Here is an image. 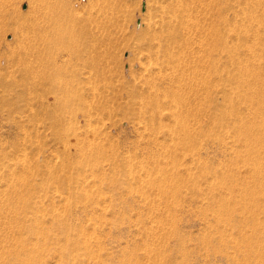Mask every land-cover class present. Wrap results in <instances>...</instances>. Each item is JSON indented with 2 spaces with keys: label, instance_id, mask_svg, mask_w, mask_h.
Masks as SVG:
<instances>
[{
  "label": "rangeland",
  "instance_id": "374dc122",
  "mask_svg": "<svg viewBox=\"0 0 264 264\" xmlns=\"http://www.w3.org/2000/svg\"><path fill=\"white\" fill-rule=\"evenodd\" d=\"M0 2V264H264V0Z\"/></svg>",
  "mask_w": 264,
  "mask_h": 264
},
{
  "label": "bare ground",
  "instance_id": "6f19581e",
  "mask_svg": "<svg viewBox=\"0 0 264 264\" xmlns=\"http://www.w3.org/2000/svg\"><path fill=\"white\" fill-rule=\"evenodd\" d=\"M182 1H183V0H182ZM186 1H187V0H186ZM197 1H198V0H197ZM170 2H171V1H170ZM173 2H174V1H173ZM189 2H190V1H189ZM191 2H192V1H191ZM195 2H196V1H195ZM199 2H200V1H199ZM201 2H202V1H201ZM257 2H258V1H257ZM0 3H1V2H0ZM176 3H177V2H176ZM176 3H175V4H176ZM180 3H181V2H180ZM183 3H184V2H183ZM4 4H5V3H4ZM191 4H192V3H191ZM197 4H198V3H197ZM197 4H196V5H197ZM183 5H184V4H183ZM185 5H187L186 2H185ZM263 5H264V4H263ZM263 5H262V6H263ZM179 6H180V4H179ZM184 7H185V6H184ZM184 7L181 6V9L183 10ZM191 7H192V6H191ZM186 8H187V7H186ZM193 8H194V7H193ZM196 8H197V7H196ZM198 8H199V7H198ZM263 8H264V6H263ZM170 10H172V8H171ZM174 10H175V9H174ZM166 12H167V11H166ZM168 12H169V11H168ZM164 13H165V12H164ZM174 13H175V12H174ZM166 14H168V13H166ZM176 14H177V12H176ZM164 15H165V14H164ZM252 15H253V14H252ZM167 16H168V15H167ZM167 18H168V17H167ZM172 18H173V20L176 19L175 17H172ZM174 18H175V19H174ZM180 19H181V18H180ZM180 19H179V20H180ZM253 19H254V18H253ZM41 20H43V19H41ZM41 20H40V21H41ZM163 20H164V19H163ZM170 20H171V19H170ZM177 20H178V19H177ZM44 21H45V20H44ZM44 21H41V22H43V24H44ZM166 21H167V20H166ZM166 21H165L164 23H166ZM171 21H172V20H171ZM174 22H175V21H174ZM175 23L180 24L179 21H177V22H175ZM187 23H188V22H187ZM187 23H186V24H187ZM46 24H47V23H46ZM168 24H169V22L167 23V25H168ZM172 24H173V23H172ZM172 24H169V26L172 25ZM260 24H261V21H260ZM38 25H39V24H38ZM42 27H43V26H42ZM46 27H47V26H46ZM161 27H162V26H161ZM166 27H167V26H165V28H166ZM170 27H171V26H170ZM173 27H175V26H173ZM260 27H261V26H260ZM39 28H40V25H39ZM53 28H54V27H53ZM167 28H169V27H167ZM167 28H166V29H167ZM214 28H215V27H214ZM41 29H42V28H41ZM41 29H40V31H41ZM44 29H46V30H44ZM44 29H43V32L41 31L42 34H40V37L42 38V40H41V41H42V48L45 49L46 46H48V45H50V44L52 43V39H53L52 35L54 36L55 33L51 30L52 28H44ZM169 29H170V28H169ZM174 29H176V28H174ZM164 30H165V29H164ZM167 30H168V29H167ZM165 31H166V30H165ZM215 31H216V30H215ZM161 32H162V31H161ZM166 32H167V31H166ZM170 32H173V31H170ZM260 33H261V32H260ZM167 34L169 35L168 32L166 33V35H167ZM171 34H172V33H171ZM261 34H262V33H261ZM261 34H260V35H261ZM163 35H164V34H163ZM168 35H167L166 37H168ZM174 35H175V34H174ZM37 36H38V35H37ZM164 36H165V35H164ZM164 36H162V37H164ZM169 36H170V35H169ZM173 37H174V36L172 35V39H173ZM215 37H216V35H215ZM41 38H40V39H41ZM168 38L171 39L170 37H168ZM261 38H262V37H261ZM36 39H37V38H36ZM40 39H37V40L40 41ZM164 39H165V38H162V40H164ZM165 40H166V39H165ZM219 40H220V39H219ZM261 40H262V39H261ZM38 41H37V42H38ZM168 41H170V40H168ZM163 42H164V41H163ZM166 42H167V41H166ZM223 42H225V41H223ZM175 43H177V42H175ZM216 43H218V42H216ZM52 45H53V44H52ZM52 45H51V46H52ZM210 45H211V44H210ZM217 45H218V44H217ZM51 46H50V47H51ZM163 46H164V45H163ZM37 47H38V46H37ZM52 47H53V46H52ZM38 48H39V51H38V52L41 53V52L43 51V49H41V46L38 47ZM161 48H162V47H161ZM164 48H165V47H164ZM167 49H168V46H167ZM47 50H48V49H47ZM164 50H165V49H164ZM168 50H169V49H168ZM213 50H214V49H213ZM44 51H45V50H44ZM44 51H43V52H44ZM45 52H46V51H45ZM166 52H167V51H166ZM212 52H213V51H212ZM167 53H168V52H167ZM41 54H43V53H41ZM36 55H37V54H36ZM36 57H37V56H36ZM40 57H41V56H40ZM41 60H42V59H41ZM44 66H45V65H43V67H42V65H41L40 68H44L43 70H45V69H46L45 67H46L47 65H46L45 67H44ZM262 83H263V82H262ZM262 85H263V84H262ZM260 91H261V89H260ZM260 105H261V104H260ZM263 110H264V109H263ZM263 112H264V111H263ZM263 115H264V114H263ZM261 117H262V116H261ZM261 120H262V119H261ZM246 242H247V241H246Z\"/></svg>",
  "mask_w": 264,
  "mask_h": 264
}]
</instances>
